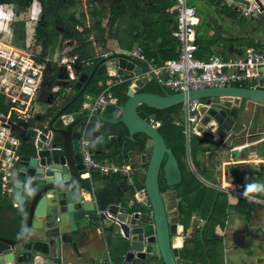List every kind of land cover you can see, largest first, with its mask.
<instances>
[{
    "label": "water",
    "instance_id": "95a60500",
    "mask_svg": "<svg viewBox=\"0 0 264 264\" xmlns=\"http://www.w3.org/2000/svg\"><path fill=\"white\" fill-rule=\"evenodd\" d=\"M143 68L122 54L101 58L91 72L79 74L74 82L77 94L72 101L63 107L54 106L43 119L46 129L51 132L39 134L35 141L37 131L28 130L30 147L15 162L13 178L14 200L28 206L27 227L20 238L0 235V264H60L52 241L55 240L60 248L66 235L76 230L77 221L91 216L97 209L94 200L86 199L83 191L86 187L80 186L83 179L80 174L85 170L80 146L85 124L91 152L110 159L122 155L124 162L135 169L146 165L144 180H140V174L133 180L136 185L146 188L153 219L149 220L146 214L139 212L111 210L118 218L117 229L127 240L126 262L149 260L158 254L165 264H189L180 259L185 226L170 219L161 190L162 178L169 187L182 182L181 164L159 130L158 116L152 114L145 118L139 108L146 105L167 109L181 105L187 99L205 98L211 107L197 125L196 133L210 142L205 146L213 149L216 168L221 171L225 160L227 170L249 153L252 144L261 146L264 160V79L259 87H205L187 92H172L158 83L161 92H155L143 90L157 80L154 75H144L130 81L128 99L117 113L106 110L91 115L81 109L69 111V106L86 92L96 73L126 77L127 73H141ZM249 114L250 124L246 126L245 119ZM140 133L147 137L145 151L128 150L127 140L135 142V135ZM241 141L245 143L237 144ZM121 184L125 190H130L126 180ZM119 202L120 197H117L116 204ZM189 234L188 230L186 236Z\"/></svg>",
    "mask_w": 264,
    "mask_h": 264
},
{
    "label": "trees",
    "instance_id": "16d2710c",
    "mask_svg": "<svg viewBox=\"0 0 264 264\" xmlns=\"http://www.w3.org/2000/svg\"><path fill=\"white\" fill-rule=\"evenodd\" d=\"M34 0H0V4L14 3L15 6L21 10L29 7ZM42 8V16L38 22L36 31L37 39L43 45L44 52L40 59L47 54V50L51 44L55 43L54 35L62 34L64 39L74 41L75 45L69 52V55L78 54L81 58L91 59L93 64L91 66L80 65L77 73L91 72L94 65L100 60L96 58L95 49L93 47V40H101L104 43L109 38H116L124 45V47L131 48L136 42H140V47L149 62L160 64L165 60L176 58L179 54V45L173 37V27L168 26L166 19L167 9L172 7V0H88L90 4L89 18L90 24L84 18H81L79 25L82 29H78L75 24H69L71 18L76 16V11L73 10L79 3V0H38ZM193 4L197 7L201 16V22L197 27V43L199 50L197 56L202 59H209L212 55L217 53L220 46L230 48L232 44L239 40L241 43L244 38H249L246 34H239L238 28H233L232 24H228L226 28L224 21L225 17L234 20V22L241 23V26L251 27L249 32L257 25V28H262L264 32L263 22H259L258 18L255 21L248 20L249 17L242 16L239 11L226 3L223 0H194ZM198 2V3H196ZM119 5L122 6L120 9ZM19 13V12H18ZM129 17V26L124 28L132 37H128L121 32L122 18ZM222 17V18H221ZM257 18V17H255ZM255 18H253L255 20ZM107 19L106 25L104 21ZM252 19V18H251ZM120 21V22H119ZM219 21V22H218ZM24 24V21H17L15 26ZM62 27L64 30H62ZM248 30V29H247ZM213 34H210V32ZM227 31V32H226ZM229 31V33H228ZM134 32V33H133ZM239 34L237 37L230 36V33ZM248 32V34H249ZM246 35V36H245ZM155 37V39H153ZM162 38L164 42L156 43L157 49L150 50V41ZM243 38V39H242ZM250 37L247 45L261 47L263 45L264 36L260 39ZM71 41V42H72ZM50 61L49 65L52 67V76L50 80L52 83L58 82L59 79L64 78L57 62ZM66 77V74H65ZM108 76L95 74L92 82L88 86L87 92L100 94L106 86ZM159 82L153 80L152 83L143 90H150L161 92ZM130 85L129 80H125L114 86V95L118 98V104L115 107H109L107 111L117 113L120 107L128 99L127 91ZM77 94V93H76ZM66 94L62 97L60 107H63L72 101ZM123 99V102H121ZM82 105V96L69 106V111L80 109ZM181 105H177L167 109H156L142 105L139 110L140 114L149 118L150 115L156 114L158 122H160L159 130L165 136L167 144L172 147L174 153L178 157L183 171V180L180 184L173 187L176 191V197L179 198L178 210L183 215V222L188 226L191 222L192 216L195 212L201 213L206 220L203 228H198L194 236L188 240L190 245H184L180 253L181 258L186 259L190 264H224L222 238L217 237L215 228L217 225L224 226V218L227 215L228 199L223 192H218L214 188L205 185L192 170H189L182 162V156L186 154L187 147L183 127L177 123L180 115ZM177 117V118H176ZM28 131L24 125L18 124L16 133L22 141L21 152H26L29 147L24 148L23 145L27 143ZM126 134V133H125ZM136 141L127 140L128 150L145 151L146 135L140 133L136 134ZM176 144L177 151L173 144ZM121 153V150H119ZM119 160L123 159L122 155ZM145 168L146 165H143ZM240 178L238 169L235 170ZM105 177V176H104ZM121 176H114L113 183L105 185L103 188L95 190L96 198L103 210L116 201L118 196L123 195V189L120 188ZM82 186L87 189H92L93 184L90 179H82ZM171 187L167 186L165 180H161V190L164 192ZM134 191V189H133ZM255 205L248 200H241L237 209L244 211L249 208V212L245 213L246 218H250L254 211ZM136 210H145L140 205L134 207ZM9 210V214L4 211ZM28 206L26 204H19L14 206L7 195L2 193L0 184V235L10 238H20L24 232L27 216ZM188 243V244H189ZM154 256L149 260L136 259L130 264H165L159 255ZM180 258V259H181ZM155 261V263H154ZM124 264H129L125 262Z\"/></svg>",
    "mask_w": 264,
    "mask_h": 264
},
{
    "label": "built area",
    "instance_id": "2783aa9c",
    "mask_svg": "<svg viewBox=\"0 0 264 264\" xmlns=\"http://www.w3.org/2000/svg\"><path fill=\"white\" fill-rule=\"evenodd\" d=\"M37 1L34 0L31 4L30 16L33 18L31 20H24L22 13L16 11L14 3L0 4V184L2 193L7 196L14 193L15 162L22 154V141L16 133L17 125H24L27 131L30 128L35 129L37 131L35 141L39 134L51 132L46 129L47 125L44 124L43 119L40 117L37 119V101L47 84L49 62L53 61L46 54L40 59L44 48L38 43L36 28L42 8L41 4L39 7L35 5ZM192 1L194 0H175L174 6L169 10L175 14L173 37L179 45L178 56L154 64L147 60L140 46L122 51L120 54L124 57L142 65L143 71L139 74L127 73L126 77H120L118 80H107L105 88L98 95L85 92L80 107L83 113L91 115L104 113L110 105L118 102L113 92L116 84L125 80L134 81L144 75H154L160 84L172 92H187L190 89L205 87L260 86V82L264 79V41L261 47L249 46L242 54L229 58L222 54H214L209 59L198 57L197 27L201 22V16ZM224 1L237 9L242 16L261 18L264 24V0H246L247 3L241 0ZM17 21L25 23L24 48L14 44ZM108 55L104 53L98 59ZM58 58V66L68 76L59 79L56 84L48 82L49 96L56 106H60L63 96L75 89L74 82L79 76L77 73L79 66L93 64L91 59L81 58L78 54H63ZM210 107L211 103L205 98L187 99L181 104L177 123L183 127L188 154L191 153L192 134L196 133L197 125L201 123ZM86 128L87 124L80 141L85 165V170L80 174L81 178L90 179L95 171L102 174H124L128 184L135 188L128 205L134 207L139 204L145 210H135V212H139L140 215L146 214L148 219L152 220L153 212L146 188L143 185H136L133 180L134 176L140 174V180L143 181L146 168L135 169L132 164H118L108 157H98L90 151ZM196 173L198 174L197 171ZM254 200L264 203L257 197H254ZM14 205L18 206V202L15 201ZM98 215L112 222L118 219L108 209L99 210ZM100 224L103 226L102 222Z\"/></svg>",
    "mask_w": 264,
    "mask_h": 264
},
{
    "label": "crops",
    "instance_id": "0c3cea01",
    "mask_svg": "<svg viewBox=\"0 0 264 264\" xmlns=\"http://www.w3.org/2000/svg\"><path fill=\"white\" fill-rule=\"evenodd\" d=\"M172 2L173 7L175 4V0H172ZM85 3L86 2H84V5L86 7L85 13L83 11L81 14H79V18H84L86 22L90 24V4ZM172 7L167 9L168 11L166 19L169 27H171V25L173 27L175 26V14L169 11ZM224 18V23H227L226 18L228 17L224 16ZM120 21H122V25L120 27L121 32L128 37H132V33L129 34L127 31H124V28L129 26V17L125 16L124 18H122V20L120 19ZM106 23L107 22L105 19L104 25H106ZM210 34H213V32L211 31ZM247 36H249V38L252 37V39L254 37L256 38V41H258L257 39H260V37L264 36V32L258 27L251 30ZM153 39H155V37H153ZM164 40H162V38H157L156 41H150V50H156L158 47L156 43H162L164 42ZM71 41L70 44L67 45V47H72L73 49L75 42ZM107 42L104 43L101 40H93V47L95 49L96 58L104 53L120 54L122 51L130 50L132 48L140 46V42H136L132 45L131 48H127L124 47V45H122L116 38H111L110 41ZM101 44H107V47L111 46L113 48V52H101ZM249 46L250 45L241 43L239 40H237L232 44L230 48H224L223 45L220 46V49H218L217 53L215 54H222L229 58L233 55L242 54L244 50ZM67 54H69V52H67ZM61 73L64 74L65 77L66 73L64 71H61ZM49 82L52 83L51 80H49ZM87 93L96 95L91 92ZM68 95L70 98L71 96H75L76 90L74 89ZM39 100H44L50 104L49 111L45 112L40 109V106L38 104ZM37 104V119L39 117L40 119H45L48 116L50 110H54V106L56 105L53 99L49 96V86H46L42 91ZM117 104L110 105L109 107H115ZM253 109L255 110V107L252 106V110ZM250 117V114L249 118H247L246 116V126L250 124ZM157 124L160 126V122H158ZM201 137L203 139V142L201 143L200 147L197 150H195L194 148L191 149L190 158L193 167L198 173H200L199 171L201 170L205 175V178L201 176V178L203 179L202 182L205 185L214 188L218 192L225 193L228 199L227 215L226 218H224V226L222 227L221 225H217L215 228L216 236L222 238L223 240L222 252L224 264H264V203H258L254 200V197H257L264 201V166H261L264 160L263 154L261 153V146H259L258 144L250 145L249 153L247 155L245 154L244 156H241L239 160H236L234 162L233 168L231 169L226 170L224 168V165L228 164V162L224 160L222 162L223 169L220 171L216 168L217 158L212 153L213 149L205 146L210 142L203 136ZM26 142L27 143L23 145L24 148H27V146L29 147V143L31 142V140L28 139ZM246 142H248V140ZM241 143H245V141H241L237 144ZM97 156L101 157L100 155ZM112 160L118 164L125 163L123 159ZM182 160L184 161V156H182ZM236 169H238L240 173V178H238V173L236 174ZM114 176L122 177L119 183L120 188H122L124 192L123 195L118 196L120 197V202L116 204L115 201L114 203L110 204L107 209L110 211L116 209L120 211L128 210L129 212H135L136 209L134 207L136 205L134 207H130L128 205L129 198L134 192L132 190H135V188L134 186L132 187V185H130V190H125L123 184H121L123 180L127 181V178L124 174H102L99 171L93 172L91 177L92 180L90 178L93 184V188H82L85 192L86 199L94 200L96 202L97 209L91 216L77 221L76 230H73L72 232H70V234L66 235V240L61 242L60 248H57L55 240L52 241L54 251H56L57 256L60 258V264H108L110 261L112 262V264H124L126 262L125 253L129 249L127 240L120 234L115 222H112L111 220L105 219L103 216L100 217L98 215V211H101L103 209L97 201L95 190L103 188L105 185L112 184V178ZM174 192L176 202L171 206V209L169 207L168 199L165 196V191L162 192L166 202L168 214L172 221L184 224V245H190L188 240L194 236L198 228H203L205 226L206 220L202 217L201 213L195 212L192 216L191 222L187 226L183 222V215L178 210L179 198L176 197L175 190ZM8 197L14 204V194L9 195ZM241 200H248L256 206L255 211L250 218H246L245 216V213L249 212V208L244 209V211H240L237 209V206ZM4 213L9 214V210H5ZM100 222H102L103 226H101ZM26 227L27 223L23 234L25 233ZM188 230L190 234L189 236H186ZM30 239L31 237L27 240L29 241ZM182 248L183 247L180 248V253L182 251ZM181 261L182 263L190 264V262L186 259L181 258Z\"/></svg>",
    "mask_w": 264,
    "mask_h": 264
},
{
    "label": "rangeland",
    "instance_id": "374dc122",
    "mask_svg": "<svg viewBox=\"0 0 264 264\" xmlns=\"http://www.w3.org/2000/svg\"><path fill=\"white\" fill-rule=\"evenodd\" d=\"M99 1L101 3V0H99ZM84 2L88 3V0H79L78 5L73 9V10L76 11V16H74L73 18H71V20L69 21V24H75L77 26V28L80 29V30H81V26L79 25V21H80L79 14H81L83 11L85 13L86 7L84 5ZM196 3H198V2H196ZM35 5L39 7L40 6V3L37 1ZM119 7H120V9H122V6L121 5H119ZM15 8H16V11H18L19 13H22V17L24 18V20H26V19H28V20L33 19L32 16H30V14H31V11H30L31 10L30 9L31 8V5L29 7H27V8H22L21 10H19L17 7H15ZM41 16H42V14L40 15V18H41ZM257 19L258 18H255V20L253 18L252 19L249 18L248 20H250V22L251 21L252 22L253 21L257 22L256 21ZM258 21L259 22H263L262 20L260 21V19ZM106 22H107V19H106ZM226 22L227 23H223V24H225L223 26H225L226 28H228V26H229L228 24H232L233 28H235V27L238 28L239 34H246V35H248L249 29L252 27V26L251 27L241 26V23L234 22V20L228 19V18H226ZM254 27L257 28V25H254ZM60 28H62V27H60ZM62 30H64V29L62 28ZM261 30H263V29L261 28ZM239 34L238 33L237 34H233L231 32L229 35L230 36H233V37H237V35L239 36ZM110 39L111 38H109L108 41H110ZM54 40H55V43L50 45V47L47 50L46 56H48L49 58H51V60H53L54 62H55V59H57L56 62L59 65V58H58V56L63 55V54H67V52H70L72 50V47L71 48L67 47V45L70 44V41H69V39L68 40L67 39H64V37H63L62 34H58V35L55 34L54 35ZM248 41H249V38H244V40H243L242 43L247 44ZM38 43H40V42L38 41ZM14 44L16 46H18V47H22V48L25 47V26H24V24H20L17 27L15 26V39H14ZM112 50H113V48L111 46H108L107 47V44H104V45L101 44V50H100L101 52H113ZM51 68L52 67L49 65L46 86H49V83L48 82L50 80V77L52 76ZM107 78L108 79H112V81H114L116 79L117 80L120 79V77H113V76H110V77H107ZM60 102H62V101L60 100ZM121 102H123V99H122ZM38 104H39L40 109L42 111H45V112L49 111L50 104L48 102H46L44 100H41V101L39 100ZM52 110L53 109H51L50 112ZM202 142H203V139H202V137L200 135H198L197 133H193L192 134V141H191L192 148H194L195 150H197L200 147V145H201ZM173 147L177 151V149H176L177 146H176L175 143L173 144ZM190 157H191L190 156V153L188 154L187 151H186V154L184 155V161L182 160L183 164L186 165V167L189 170H192L193 173L201 181H203L202 178H201V176L205 178V175L202 173L201 170L199 171L200 173H198V174L196 173V170L193 167V164H192V161H191V158ZM174 190H173V187H171L170 189L165 190V196L168 199L170 209H171V206L176 202V198L174 197V193H175ZM157 255H156V257H158Z\"/></svg>",
    "mask_w": 264,
    "mask_h": 264
},
{
    "label": "clouds",
    "instance_id": "9594fccd",
    "mask_svg": "<svg viewBox=\"0 0 264 264\" xmlns=\"http://www.w3.org/2000/svg\"><path fill=\"white\" fill-rule=\"evenodd\" d=\"M14 194V193H13ZM18 205H19V203H18Z\"/></svg>",
    "mask_w": 264,
    "mask_h": 264
},
{
    "label": "bare ground",
    "instance_id": "6f19581e",
    "mask_svg": "<svg viewBox=\"0 0 264 264\" xmlns=\"http://www.w3.org/2000/svg\"><path fill=\"white\" fill-rule=\"evenodd\" d=\"M91 180H92V178H91Z\"/></svg>",
    "mask_w": 264,
    "mask_h": 264
},
{
    "label": "flooded vegetation",
    "instance_id": "af4514ba",
    "mask_svg": "<svg viewBox=\"0 0 264 264\" xmlns=\"http://www.w3.org/2000/svg\"><path fill=\"white\" fill-rule=\"evenodd\" d=\"M16 5V4H15Z\"/></svg>",
    "mask_w": 264,
    "mask_h": 264
}]
</instances>
